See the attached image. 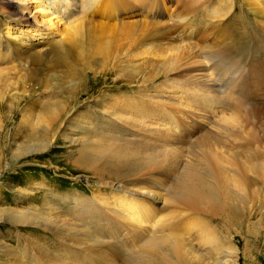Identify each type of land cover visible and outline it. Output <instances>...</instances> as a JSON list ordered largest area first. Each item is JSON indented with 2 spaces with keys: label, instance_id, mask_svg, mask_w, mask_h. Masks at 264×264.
Returning <instances> with one entry per match:
<instances>
[{
  "label": "rangeland",
  "instance_id": "1",
  "mask_svg": "<svg viewBox=\"0 0 264 264\" xmlns=\"http://www.w3.org/2000/svg\"><path fill=\"white\" fill-rule=\"evenodd\" d=\"M83 1L60 5L64 21L79 15ZM122 1L137 8L121 13ZM104 2L82 33L89 50L73 98L51 97L41 85L32 91L22 65L11 66L0 52V67L10 66L0 85V264H132L131 252L136 264H169L161 251L142 249L145 239L135 237L138 225L127 220L126 202L136 205L140 225L172 213L187 217L189 227L202 225L184 205L171 209L167 201L175 186L199 188L197 180L175 181L202 172L205 138L223 147L216 118L205 119L211 105L225 107L229 131L250 134L254 148L264 147V0ZM2 20L0 13L1 29ZM137 21L140 28L123 29ZM234 46L248 50L242 75L232 81L229 73L216 75L212 56L236 55ZM50 97L59 105L42 110L37 103ZM149 125L171 129L159 134ZM229 146L223 158L238 154V145ZM258 186L240 209L242 229L212 218L234 236L235 256L225 264H264ZM141 191L167 204L129 193ZM197 205L200 212L211 209L206 200Z\"/></svg>",
  "mask_w": 264,
  "mask_h": 264
},
{
  "label": "bare ground",
  "instance_id": "2",
  "mask_svg": "<svg viewBox=\"0 0 264 264\" xmlns=\"http://www.w3.org/2000/svg\"><path fill=\"white\" fill-rule=\"evenodd\" d=\"M104 1L107 0H85L82 3L79 15L72 20L67 21L65 19L66 21H64V16L61 15L59 7L63 4L70 6V0H0V13L3 16V28H0V31H4L3 33L0 32V52L2 50L5 53L3 55L9 56V59L6 60L10 62L11 66L22 65L21 67L27 72V83L32 91L33 87L37 89L36 87L41 85L44 89H50L51 97L54 96L55 98V96L59 95L58 92H61V94L65 93L66 96L70 95L73 98L81 78L78 66L85 62L84 51L87 52L89 50L86 51L81 42V37L85 32L84 27L90 21L89 16L95 14L96 10L99 11ZM122 2H125V6L118 10L121 13L127 9L135 10L137 8L136 6L127 7V2ZM73 13L77 14L78 12L73 10ZM134 15L136 14L134 13ZM69 16L72 17L74 15ZM141 26L142 23L140 21L130 22L123 24V29L130 30ZM236 46L232 47L236 50V55L231 53L227 58L222 57V55L212 56L213 67L217 68L216 75L220 76V78L221 76L229 77L230 74L229 79L234 81V78L242 75L243 70L240 69V65L243 64L242 60L246 56L248 49L243 46ZM1 59L4 58L0 55ZM4 68L0 67V85L2 83L6 84L4 80H8L7 73L10 66L9 68L7 67L8 69L4 70ZM211 74H214V70ZM203 76L206 77L205 75ZM234 84L233 90L241 92L242 86L237 85L236 87V83ZM206 88H209L208 85H204V91ZM216 89H209L208 91L214 90L213 92H215L219 90ZM196 90L198 91V89ZM51 97L49 101L43 102V100L42 102L39 101L41 103H37L42 106V110H52L59 105L56 99L52 98L51 100ZM0 99L2 101L4 99L1 91ZM209 102L211 103L212 100H209ZM224 109V106L211 105L209 109L210 115L205 118L208 119L209 116L210 120L216 118L215 124L217 126L213 129L218 131V135L221 136L223 147L217 142L219 148H216L219 150L217 152L211 146L216 143L209 142V139L205 138L202 172L198 175V171H191L192 175L190 173L189 176L187 173L178 177L175 181V183H189L197 180L200 183L199 188H195L194 185L181 187L174 185L173 196L171 195L167 201L168 205H171V209L172 206L184 205V209L189 210L197 219H202V225L189 227L191 223L188 222V218L183 215L177 216L176 213H172L168 219L158 218L155 215L151 222H148V219L145 218L147 219L146 223L140 225L139 222L141 220L136 219V217L140 216L136 212V205L132 202H126L128 214L125 216L128 217L127 220L130 222V219H133L138 225L134 226L135 237L138 239L144 237L145 239L141 245L142 249H154L159 254L161 252L164 253L161 254L165 256V263L225 264L226 262H231L229 259L235 256L236 251L232 242L234 236H232L231 232L225 231L223 228L225 226L220 227L214 224L212 218L217 216L220 222L228 225V227L232 225L242 229L244 215H241V207L246 205V203H250V196H253L251 189L254 185L257 184L259 189L260 187L264 189V147L257 145L254 148L253 144L256 142H252L250 134L244 137L246 134L244 132L229 131V119L224 117L226 112ZM207 122L209 121H205V123ZM147 127L154 132L157 131L159 134L171 129L170 127H159L157 125H149ZM165 128L170 129L165 130ZM163 138H166L165 135ZM169 139L167 136V142ZM226 141L227 143H225ZM225 144L228 146L229 144L238 145V154L230 155L228 159L223 158L221 153L229 152ZM104 152L112 153V151H102L100 154ZM88 155L87 150L84 157ZM122 155L118 151L114 153V156L117 157ZM151 160H155V158ZM172 191L173 188H171ZM129 193L153 199L156 204H161L162 206L167 204L150 191ZM198 199L206 200L210 204L211 209L200 212V208L197 205ZM205 214L207 215L206 218H204ZM121 218H124V215ZM134 253H130L132 264H136L132 259ZM201 257L209 258L212 261L202 262L200 259L204 258ZM148 259H152V257H148Z\"/></svg>",
  "mask_w": 264,
  "mask_h": 264
}]
</instances>
